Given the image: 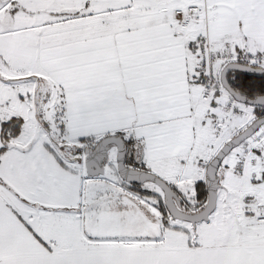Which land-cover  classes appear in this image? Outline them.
Returning a JSON list of instances; mask_svg holds the SVG:
<instances>
[{"label":"snow or ice","instance_id":"6c2138e0","mask_svg":"<svg viewBox=\"0 0 264 264\" xmlns=\"http://www.w3.org/2000/svg\"><path fill=\"white\" fill-rule=\"evenodd\" d=\"M0 264H264V0H0Z\"/></svg>","mask_w":264,"mask_h":264}]
</instances>
